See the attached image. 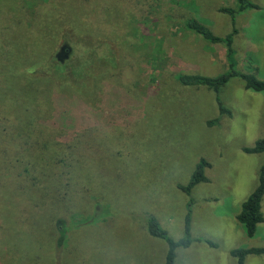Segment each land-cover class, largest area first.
I'll return each instance as SVG.
<instances>
[{"label":"rangeland","instance_id":"374dc122","mask_svg":"<svg viewBox=\"0 0 264 264\" xmlns=\"http://www.w3.org/2000/svg\"><path fill=\"white\" fill-rule=\"evenodd\" d=\"M249 1L260 9L238 15L235 59L240 71L264 80V0ZM225 7L236 8V0H0V139H47L61 95L78 131L95 125L92 113L107 105L106 93L114 107L133 112L86 140L91 165L65 203L45 195L52 184L40 189L42 181L15 176L16 161L3 168L0 152V264H165L168 245L148 233V219L178 241L189 208L192 238L218 247L195 241L177 250L175 264H237L232 250L264 248V223L249 238L237 221L264 161L243 151L264 137V93L231 79L220 93L230 112L223 114L213 90L178 80L228 70L224 45L185 28L195 19L226 37ZM25 151L26 161L47 156L38 147ZM201 160L209 182L187 195L181 187ZM82 162L78 154V172ZM59 217L68 226L61 246ZM245 264H264V256Z\"/></svg>","mask_w":264,"mask_h":264},{"label":"trees","instance_id":"16d2710c","mask_svg":"<svg viewBox=\"0 0 264 264\" xmlns=\"http://www.w3.org/2000/svg\"><path fill=\"white\" fill-rule=\"evenodd\" d=\"M236 8H222L221 12L228 14L232 18V32L226 37H219L215 35L211 29L195 19H190L185 23L186 30L201 36L205 41L214 45H224L226 48L228 70L217 76L210 77L201 74H180L178 76L179 82L186 87H206L213 90L217 95L220 111L223 114H230L229 110L224 108L221 100V90L228 84L231 79L238 78L243 81L245 89L258 93H264V80L259 79L257 76L240 71L238 62L235 59V46L234 38L238 35L237 17L239 14L247 10H259L260 7L256 3L249 0H236ZM56 82H54L55 84ZM57 92L60 89L55 88ZM105 101L107 105L92 115L95 119V125L89 126L81 131H78V123L71 110L64 107L68 101L66 96H58L57 110L55 117L50 125H47L44 131L48 134V138L43 140L41 138H33L30 141H21V139H8L1 138L0 142L3 148H0L2 156L5 158L3 161V168L13 167L15 169L17 163V176L21 179H26V184L33 183L36 186L43 188L44 185L53 186L49 188V192L45 195H50L52 192L53 205H58L60 202H67L73 191L77 188L78 179L85 177L83 174L84 169L91 165L88 160L89 149L92 151L91 142L87 144L86 140L102 136L113 124L126 120V117L133 115L128 107L120 103V106L114 107L113 96L106 93ZM41 106V103L38 104ZM44 110V109H43ZM4 126L9 122L4 119ZM8 125V124H7ZM37 126V125H36ZM43 128V122H39L37 129ZM61 131L66 132L68 135L61 137ZM78 131V132H77ZM31 138V137H30ZM63 138V139H61ZM51 144V145H49ZM38 147L41 151L45 150L46 157L40 160H25L26 148ZM243 151L247 154H263L264 155V137L259 139L253 147L244 148ZM83 157V162L80 167V172L75 170L73 162L77 156ZM88 157V158H87ZM16 161V163H14ZM80 165V166H81ZM209 163L206 160H201L194 171L192 178L187 186H182L181 189L187 195H191L193 189L199 184L209 182L206 176V170ZM93 190L92 185L88 187L89 193ZM65 195V196H64ZM68 196V197H67ZM65 197V198H63ZM264 200V161L259 169L258 185L248 199L242 204L240 214L237 216V221L243 227L246 235L249 238L255 237L257 234L258 226L264 223V214L262 211V204ZM28 204L35 208H40L41 204H34L28 199ZM51 206V205H50ZM48 207V206H47ZM190 207V205H189ZM191 209L189 208L186 216L185 236L184 238L175 241L168 236V233L161 227L159 220L151 216L148 219V233L158 239L166 241L168 245V252L165 264H175L177 258V250L180 248L187 249L193 242H204L211 248H217V244L209 239L194 240L191 234ZM65 215V214H64ZM55 230L58 234V245L61 246L68 235V226L66 220L59 217L54 223ZM231 256L236 259L237 264H245L248 256H264V248H238L231 252Z\"/></svg>","mask_w":264,"mask_h":264}]
</instances>
